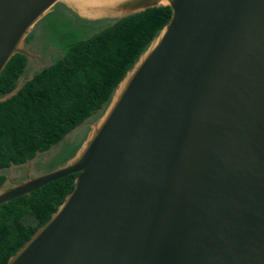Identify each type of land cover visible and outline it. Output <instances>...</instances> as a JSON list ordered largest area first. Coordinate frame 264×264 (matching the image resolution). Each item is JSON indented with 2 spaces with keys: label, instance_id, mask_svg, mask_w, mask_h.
<instances>
[{
  "label": "water",
  "instance_id": "obj_1",
  "mask_svg": "<svg viewBox=\"0 0 264 264\" xmlns=\"http://www.w3.org/2000/svg\"><path fill=\"white\" fill-rule=\"evenodd\" d=\"M58 5L171 17L71 157L29 176L37 152L18 182L10 166L0 206L77 176L5 264H264V0H0V74L15 54L39 60L25 41Z\"/></svg>",
  "mask_w": 264,
  "mask_h": 264
},
{
  "label": "trees",
  "instance_id": "obj_2",
  "mask_svg": "<svg viewBox=\"0 0 264 264\" xmlns=\"http://www.w3.org/2000/svg\"><path fill=\"white\" fill-rule=\"evenodd\" d=\"M54 17L58 23L50 24ZM170 17L169 7H156L117 21H87L61 5L46 15L25 43L35 55L51 51L53 60L26 75L30 60L15 54L0 74V97L22 82L16 95L0 103V185L10 166L24 167L37 152L35 159L46 158L45 173L71 157L84 137L79 126L100 117L126 71ZM73 23L88 32L75 34ZM58 146L60 151L47 158L45 153ZM76 176L0 206V264L51 218Z\"/></svg>",
  "mask_w": 264,
  "mask_h": 264
},
{
  "label": "flooded vegetation",
  "instance_id": "obj_3",
  "mask_svg": "<svg viewBox=\"0 0 264 264\" xmlns=\"http://www.w3.org/2000/svg\"><path fill=\"white\" fill-rule=\"evenodd\" d=\"M38 58H39V60H37L35 62V64L31 63V65L34 69L42 67V65L49 62V55L48 54L45 56L44 59H41L39 56H38ZM46 163L47 162L46 161L44 162L41 157H39L38 159H35L31 164L29 176H34V175L45 173L44 169H45ZM25 170H26V165L24 167L20 166V168L13 169L11 181L12 182H18V181L23 180L25 178Z\"/></svg>",
  "mask_w": 264,
  "mask_h": 264
},
{
  "label": "rangeland",
  "instance_id": "obj_4",
  "mask_svg": "<svg viewBox=\"0 0 264 264\" xmlns=\"http://www.w3.org/2000/svg\"><path fill=\"white\" fill-rule=\"evenodd\" d=\"M55 18H57V17H54V18H52L50 21H51V23L50 24H52V23H55V22H57L58 23V20H54ZM55 22H54V21ZM76 27H77V29L76 30H78V31H75V34H78V32H79V34H82V33H87L88 32V30H85L84 28H86V27H84V26H82V27H80V25H76L75 23H73ZM74 26V27H75ZM58 47H60L59 45H58ZM54 50V49H53ZM57 54H59L60 52H61V49H59V48H56L55 50H54ZM51 53V51H49V52H47V53H44L42 56L40 55H37V56H39L41 59H44L45 58V56L48 54H50ZM56 54V55H57ZM53 59H49V62H51ZM30 68L32 67V65H30L29 66ZM27 69V71H26V75H30L31 73H33V72H35V71H37V70H39L41 67H39V68H37V69H34L33 67H32V70L31 69ZM23 79H24V77H23ZM83 128V130L85 129V127H82ZM60 151V146H58V148L56 149V150H54V149H52V150H50L49 152H47V153H45V154H47L48 156H47V158H51V157H54V155H55V152L57 153V152H59ZM51 153V154H50ZM42 159H43V161L44 160H46V158L45 157H41ZM45 162V161H44ZM56 168V167H55ZM10 172V171H9ZM8 174V173H7Z\"/></svg>",
  "mask_w": 264,
  "mask_h": 264
}]
</instances>
